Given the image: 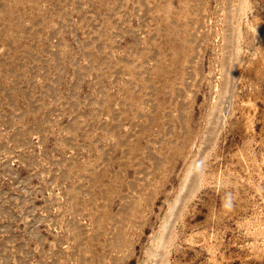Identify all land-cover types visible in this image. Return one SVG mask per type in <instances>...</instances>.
<instances>
[{"label":"rangeland","instance_id":"1","mask_svg":"<svg viewBox=\"0 0 264 264\" xmlns=\"http://www.w3.org/2000/svg\"><path fill=\"white\" fill-rule=\"evenodd\" d=\"M0 264H264V0H0Z\"/></svg>","mask_w":264,"mask_h":264}]
</instances>
